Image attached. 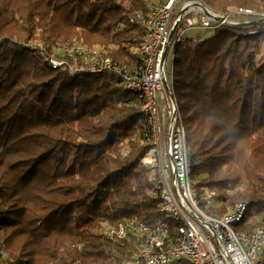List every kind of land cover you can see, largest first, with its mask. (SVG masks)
<instances>
[{
  "label": "trees",
  "instance_id": "1",
  "mask_svg": "<svg viewBox=\"0 0 264 264\" xmlns=\"http://www.w3.org/2000/svg\"><path fill=\"white\" fill-rule=\"evenodd\" d=\"M148 1L0 0V264H129L130 245L101 226L162 218L154 171L140 163L149 146L140 99L110 71L70 75L48 60L77 43L135 67ZM204 1L264 11V0ZM262 27L188 35L173 59L194 186L224 199L229 190L227 204L255 212L264 208Z\"/></svg>",
  "mask_w": 264,
  "mask_h": 264
},
{
  "label": "built area",
  "instance_id": "2",
  "mask_svg": "<svg viewBox=\"0 0 264 264\" xmlns=\"http://www.w3.org/2000/svg\"><path fill=\"white\" fill-rule=\"evenodd\" d=\"M255 17L251 21V18ZM145 31L138 46L139 63L128 68L97 48L83 44L55 48L52 67L70 75L110 71L141 101L149 144L140 159L155 174L153 198L162 218L146 222L126 217L106 223L100 233L120 245H130L129 264H264V208L249 210L248 202L227 204L207 187L200 192L190 176L186 128L174 90L173 59L178 42L188 32L195 39L215 29L261 23L264 11L238 7L224 10L204 0H152L137 13ZM259 30L250 29L247 33ZM220 205L226 209L219 210Z\"/></svg>",
  "mask_w": 264,
  "mask_h": 264
},
{
  "label": "rangeland",
  "instance_id": "3",
  "mask_svg": "<svg viewBox=\"0 0 264 264\" xmlns=\"http://www.w3.org/2000/svg\"><path fill=\"white\" fill-rule=\"evenodd\" d=\"M195 33H201V32L190 31V32H188V35H195ZM224 194H226V193H224Z\"/></svg>",
  "mask_w": 264,
  "mask_h": 264
}]
</instances>
